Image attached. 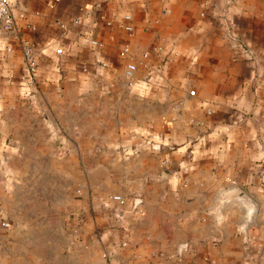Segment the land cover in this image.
Instances as JSON below:
<instances>
[{
	"label": "crops",
	"instance_id": "obj_1",
	"mask_svg": "<svg viewBox=\"0 0 264 264\" xmlns=\"http://www.w3.org/2000/svg\"><path fill=\"white\" fill-rule=\"evenodd\" d=\"M8 1L0 155L31 149V169L43 144L106 145L96 181L125 206L94 197L64 223L53 205H2L0 264H264V0Z\"/></svg>",
	"mask_w": 264,
	"mask_h": 264
},
{
	"label": "rangeland",
	"instance_id": "obj_2",
	"mask_svg": "<svg viewBox=\"0 0 264 264\" xmlns=\"http://www.w3.org/2000/svg\"><path fill=\"white\" fill-rule=\"evenodd\" d=\"M5 146V151L0 155V186L5 189L2 196L0 195V206L10 208L17 204L53 205L61 212V222L66 223L73 221V208L91 204L94 197L109 199L111 196L105 195L103 198V188L96 181V177L101 175L105 178L111 177L109 168L112 165L109 161L113 158V149L106 145L89 149V144H86V148L84 145L80 148L79 144H54L52 149L51 146L43 144V158L31 169V149L23 150V154H20V149L16 150L14 144ZM103 152H107L103 157L105 163L102 162V157L96 158ZM23 155L26 159H23ZM84 159L86 164H83ZM27 169L32 174L26 172ZM47 170L49 176L53 173L52 178L46 177ZM103 182L112 185L111 182Z\"/></svg>",
	"mask_w": 264,
	"mask_h": 264
},
{
	"label": "built area",
	"instance_id": "obj_3",
	"mask_svg": "<svg viewBox=\"0 0 264 264\" xmlns=\"http://www.w3.org/2000/svg\"><path fill=\"white\" fill-rule=\"evenodd\" d=\"M123 20H124V23L122 24L121 27L127 33H131L132 31V27L130 25L131 17L129 15H126L124 16ZM14 21H15L14 14L12 13L11 4L9 3L8 0H0V30L5 33H11L14 29V23H15ZM89 44L94 47H100V44L94 39H90ZM129 52H130L129 47L123 46L120 51V56L130 58ZM56 53L60 54V50H57ZM145 56L146 54L143 55V57ZM23 61H24V66L26 70L25 71L26 72V78H25L26 84L30 86L33 81V76L35 72V62L32 56L31 49L27 45L23 47ZM135 70H136V65L133 62V60L130 58L129 61L126 63L125 69H124L125 79L130 80L133 77ZM189 95L190 96L194 95V91L192 90L189 91ZM261 138L263 141V156L260 160V165L264 167V109L262 113ZM109 200L115 203L116 206L119 208L125 206V201L120 195H111L109 197ZM1 226L3 228L9 227L7 222H2Z\"/></svg>",
	"mask_w": 264,
	"mask_h": 264
}]
</instances>
